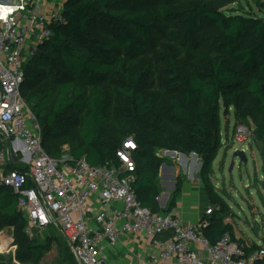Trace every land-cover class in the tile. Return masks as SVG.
Listing matches in <instances>:
<instances>
[{"label": "trees", "instance_id": "trees-1", "mask_svg": "<svg viewBox=\"0 0 264 264\" xmlns=\"http://www.w3.org/2000/svg\"><path fill=\"white\" fill-rule=\"evenodd\" d=\"M235 2L154 0L151 7L127 9L117 0H65L63 22L50 26L52 35L23 66L21 92L46 153L119 167L115 152L132 138L131 185L140 206L152 213L175 208L185 179L176 173L161 207L156 198L164 160L157 151L195 153L210 204L220 207H212L203 233L210 242L225 233L234 239L232 227L220 218L222 199L208 179L222 146V111L232 109L235 126L250 129L264 171V17L241 13ZM90 26L105 36L94 35ZM4 145L0 136V151ZM17 164L9 163L8 169L28 170L27 164ZM17 198L0 185V230L19 231L12 242L18 247L16 260H39L45 248L26 234Z\"/></svg>", "mask_w": 264, "mask_h": 264}, {"label": "built area", "instance_id": "built-area-1", "mask_svg": "<svg viewBox=\"0 0 264 264\" xmlns=\"http://www.w3.org/2000/svg\"><path fill=\"white\" fill-rule=\"evenodd\" d=\"M64 1L0 0V136L5 144L0 159L20 153L28 165L24 173L0 170V185L18 195L25 232L31 237L34 229H55L78 264H99L104 242L114 245L128 234L141 232L159 249L151 264H168L171 259L179 264H256L264 260L263 246L233 239L228 233L210 242L202 233L208 224L205 219L187 225L175 209L152 213L140 206L131 185V152L136 146L132 138L116 151L119 167L92 166L84 157L73 160L67 154L54 158L46 153L39 125L21 92L23 66L52 35L50 26L63 22ZM258 1L264 5V0ZM259 11L264 13V6ZM249 135L247 126L238 125L230 143L246 152ZM156 199L161 200V195ZM211 211L207 207L205 214ZM166 231H171L170 237L160 239L158 235Z\"/></svg>", "mask_w": 264, "mask_h": 264}, {"label": "rangeland", "instance_id": "rangeland-1", "mask_svg": "<svg viewBox=\"0 0 264 264\" xmlns=\"http://www.w3.org/2000/svg\"><path fill=\"white\" fill-rule=\"evenodd\" d=\"M153 1L154 0H117L116 4L121 7H126L127 9H134L140 7L141 5L151 7ZM235 3L232 6H236L241 13L253 12L261 17H264V13L258 12L259 6L256 0H236ZM90 28L94 35L99 37L105 36L94 26H90ZM40 82L41 79H37L36 84H39ZM115 98L116 96H114V99ZM111 109H109V114ZM230 115L231 111H229L228 114H224L225 119L228 118V120H230ZM238 125L244 124L237 123L236 126ZM224 128L225 123L221 115L222 138L224 137ZM250 136L251 135H249L248 139L249 149L245 152L247 163L242 164L236 159L233 167L229 171L231 153L235 147H238V145L232 146L231 144H228V142H222V146L211 165V171L208 179L212 184H214L213 186H216V196L222 199L220 212L222 223L229 224L232 227L234 237L236 239H240L248 244L253 243L264 247V171L262 169V158L256 147V143L251 140ZM231 141L232 140H230V142ZM167 151L168 150H166V152ZM163 152H165V149H160L157 151V155L165 162L167 161V158H170V155H165ZM188 154L193 156L191 153ZM164 162H162L161 165ZM188 163L191 170H197L198 167L201 170V159L200 161L197 160V164L191 163V161ZM164 165L167 166V164ZM5 167V169H8V163ZM168 169L170 173V168ZM177 169L181 172L180 165H178ZM169 173L166 169L164 170V182L171 180L167 177V175L169 176ZM167 187L164 185L162 191L168 190ZM210 205H212L211 207H213V209L220 208L219 206H214V204ZM254 221H257L260 225L261 232L259 234L254 233ZM18 232L19 231L13 226L5 227L0 230V262H4L5 264H78L72 254H70L71 252L69 248L62 243L63 239L59 234V236L53 234L52 241H43L45 251L39 260H32L31 262L16 260L14 257L17 253L18 247L17 245L12 244V242L16 236H19ZM58 248H62L64 250V253L59 254L60 259L57 256Z\"/></svg>", "mask_w": 264, "mask_h": 264}, {"label": "crops", "instance_id": "crops-1", "mask_svg": "<svg viewBox=\"0 0 264 264\" xmlns=\"http://www.w3.org/2000/svg\"><path fill=\"white\" fill-rule=\"evenodd\" d=\"M258 12L260 11L258 10ZM230 111H231L230 120H228V118L225 119L223 111L220 114L221 143L228 142V144H231L230 140H232L233 132L235 129L234 128L235 119L233 116L232 109H230ZM221 115L225 123L224 137H223L224 140L221 134ZM10 152H12L11 146H10ZM163 153H165V155H170V158L169 159L167 158V161H165L163 165L159 167V186L161 188V192L159 195L162 196V199L159 200V205L163 207L169 198V194L173 191L175 186L174 177L177 172H180L177 169L178 165H180L181 166L180 174H183L185 179L181 188V192L177 196L176 206L174 208L177 213V216L179 217L180 221L183 224H187V225L195 224L200 220H204V219L207 220L209 224V222H211L212 217L210 216V214L209 215L205 214L206 208L210 205L208 190L199 175L200 168L198 167L197 170L194 169L193 171L191 170V167H189V163H188L191 161V163L197 164V160L200 161V159L197 157L195 153H191L193 156H190V154H183L178 152H176V154L173 155L171 153L166 152V150ZM11 162H17L18 164L19 163L25 164V162L21 161L20 153L18 154L11 153V155H9L5 160L0 159V170H7L5 169L6 168L5 166L7 165V163L9 165V163ZM164 164H167V166L170 167H167ZM168 168H170V173ZM165 169L169 173V176L167 175V177L171 179L170 181L167 182L166 181L164 182L163 180V174ZM8 170H12V167L11 169ZM164 185H166V187L168 186L167 187L168 190L162 191ZM214 187L216 191V186ZM203 229H202V233H203ZM53 234L58 235L59 233L53 228H44L40 230L34 229L33 235L30 238L33 239L35 242L43 244V241H52ZM64 242L65 241L62 240V243ZM64 244L66 247H68L66 242ZM60 251H62V248H58L57 250V256L59 259H60L59 254H61ZM158 252L159 249L157 248V246L153 245L151 241L148 238H146L144 234L141 232L137 234H128L120 238L114 245H110L107 242H104L102 251H100L99 256L101 260H104L107 264H151L152 257L156 256ZM203 258L207 263L205 252H203ZM168 264H179V263H177L176 260L171 259Z\"/></svg>", "mask_w": 264, "mask_h": 264}, {"label": "water", "instance_id": "water-1", "mask_svg": "<svg viewBox=\"0 0 264 264\" xmlns=\"http://www.w3.org/2000/svg\"><path fill=\"white\" fill-rule=\"evenodd\" d=\"M168 153L171 154H176L175 151H167ZM238 160L240 163L242 164H246L247 163V157L245 154V151L242 149H234L233 152L231 153V157H230V163H229V171L231 170V168L233 167L235 160ZM163 165V164H162ZM253 230L255 234H259L260 231V225L257 221L253 222ZM264 234V232H263ZM99 264H107L104 260H101Z\"/></svg>", "mask_w": 264, "mask_h": 264}, {"label": "snow or ice", "instance_id": "snow-or-ice-1", "mask_svg": "<svg viewBox=\"0 0 264 264\" xmlns=\"http://www.w3.org/2000/svg\"><path fill=\"white\" fill-rule=\"evenodd\" d=\"M6 11L10 12V11H12V9H7Z\"/></svg>", "mask_w": 264, "mask_h": 264}, {"label": "bare ground", "instance_id": "bare-ground-1", "mask_svg": "<svg viewBox=\"0 0 264 264\" xmlns=\"http://www.w3.org/2000/svg\"><path fill=\"white\" fill-rule=\"evenodd\" d=\"M5 245V244H4Z\"/></svg>", "mask_w": 264, "mask_h": 264}]
</instances>
